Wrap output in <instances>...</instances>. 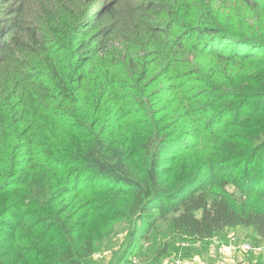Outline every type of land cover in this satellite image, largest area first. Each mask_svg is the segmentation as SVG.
Listing matches in <instances>:
<instances>
[{
	"label": "rangeland",
	"instance_id": "1",
	"mask_svg": "<svg viewBox=\"0 0 264 264\" xmlns=\"http://www.w3.org/2000/svg\"><path fill=\"white\" fill-rule=\"evenodd\" d=\"M105 1L26 0L27 22L49 39L53 58L64 72L71 71L77 58L62 39L68 37V30L57 22L63 19L76 34L94 27L93 17L110 5ZM202 1L212 4L214 15L225 27L252 37L249 50L241 48L246 52L244 60L218 63L203 52L179 47L177 29L167 40H152L134 24V0H123L112 22L114 48L122 55L140 52L143 64L131 69L122 55L112 56L111 61L101 55L87 69L81 95H77L78 117H65L73 108L71 102L65 104L48 94L39 82L28 88L30 96L24 97V104L17 98L28 89L20 88L15 97H9L1 95L6 85L0 87V251L8 252L11 259L0 264H12V260L54 264L57 245L67 250L70 244L78 247L79 239L88 238L93 247L80 260L82 264H195L214 260L208 255V244L227 242L231 235L261 246L258 254L239 255L243 264H264V240L250 227L226 228L201 242L177 235L170 228V216L161 218L156 209L150 225L138 222L123 208L131 193L121 191L115 198L114 190H101L109 185L126 189L122 183L91 172L67 151V140L86 147L92 140L100 143L101 152L108 153L106 146L110 145L116 153L139 155L151 148L152 131L161 129L173 138L160 154L161 171L172 181L222 192L215 180L226 179L233 182L224 188L237 210L264 211V172L257 176L264 160L249 152L252 143L264 138V92L257 82L264 77V14L260 18L251 15L243 0ZM67 9L73 14L68 15ZM54 24L60 34L53 35ZM95 29L98 32L99 26ZM147 49L151 54L143 57L141 50ZM30 65L40 69L37 56L31 57ZM144 71L148 74L140 81ZM0 76L5 82L15 74L4 66ZM98 95L102 103L95 109L93 100ZM19 131L34 142L32 155L23 148L26 142L16 139ZM247 176L250 181H245ZM69 190L73 191L59 198ZM73 197L80 198V204L85 202L90 211L83 208L75 214L80 205L71 207ZM24 215L34 219L29 229L16 225ZM15 236L23 243L19 248L9 242Z\"/></svg>",
	"mask_w": 264,
	"mask_h": 264
},
{
	"label": "trees",
	"instance_id": "2",
	"mask_svg": "<svg viewBox=\"0 0 264 264\" xmlns=\"http://www.w3.org/2000/svg\"><path fill=\"white\" fill-rule=\"evenodd\" d=\"M122 1L106 0L105 2H109L110 5L104 6L93 17L91 25L94 27H85L84 31L77 34L69 30V26L63 19L60 22L56 21L62 30H68V37L64 36L62 39L67 43L65 44L66 48L72 49L71 55L77 58L73 59L75 66L71 71L64 72L63 66H60L53 58L55 51L52 49L53 46L48 45L49 39L27 22L26 0H0V68L5 66L7 71H10L11 68L12 74H15L14 78L7 77L5 82H1L2 76H0V87L6 85V89L1 95L15 97L20 88L26 90L33 83L39 82L48 94H55L65 104L67 101L71 102L73 108L65 117H78L80 111L75 107L79 106L80 100L76 101V98L77 95H81L79 92L82 91L81 87L83 79L88 73L87 69L92 67L95 61H99L98 58L101 55H104L105 59L108 58V61H111L112 56L116 54L122 55L117 51V46L114 48L116 45L115 24H112L120 14L119 7L123 5ZM200 1L199 3L193 0H134L135 3L131 8L134 24L143 30V35L151 37L152 40L159 37L167 40L177 29L181 33L178 34L180 36L175 42L179 47L186 46L196 52H203L218 63L236 64L237 61L244 60L247 56L241 48L249 50V40H252V37L225 27L220 18L214 15L212 4ZM243 3L251 15L260 18L262 13L264 14V0H243ZM67 14L72 15L73 11L67 9ZM98 26L99 30L95 32V28ZM230 27H232L231 24ZM52 31L53 35L60 34L55 24L52 26ZM150 49L141 50L143 57L150 56ZM139 53L122 55L125 60L129 61L131 69H137L139 64H143V58H139ZM262 53L264 54V51ZM32 56H37L41 70L31 68L30 59ZM42 57H45V60H42ZM147 63L145 67L150 64V62ZM14 65L18 69H14ZM81 72L83 73L81 74ZM147 74L146 71L141 73L140 81L145 80ZM257 82L262 87L260 90L264 92V77L259 78ZM260 90L258 89L256 92H260ZM29 94L30 89L17 99L23 100L22 104H24L27 102ZM26 95L28 96L24 98ZM101 103L98 95V98L93 100V106L98 109L101 107ZM16 137L18 142H26L23 148L27 150L28 155H32L35 148L31 138L26 137L25 133H20V131ZM150 138L152 139L151 148H148V152L145 150L139 155L125 152L116 153V149L110 145L106 146L108 153L103 150L101 152L100 143L92 140L88 141L87 147L77 141L67 140L69 143L67 151L69 154L74 153L75 158L84 167L89 166L88 170L91 172L107 174L108 180L121 182L126 189H117V187L109 185L103 186L101 190H114L115 198L121 191L125 194L131 193V200H128L123 208L138 222L150 225L152 219L155 218L153 211L156 209L159 217L170 216L168 219L170 228L180 237L203 242L216 232L242 225L252 228L257 237L264 240V211L245 208L237 210L231 204L229 195L224 188L226 184L233 182L216 179L218 188L222 192H215V190L208 189L207 186L194 188L190 187L191 183L180 184L172 181L161 171L163 167L160 168V154L165 145L173 138L161 129L153 130ZM251 151L256 154V157H263L264 160V138L252 143L249 152ZM263 169L262 167L259 169L257 176L264 172ZM245 181H250V178L247 176ZM77 186L75 187L77 188ZM70 191L73 190L62 193L59 198L63 199L68 196ZM80 202L82 200L78 197L70 199L69 204L72 208L80 205L75 214L83 208L84 212H89L85 202L81 204ZM62 213L65 211H61L59 214ZM73 216L69 217L66 222L69 223ZM88 220L89 214L86 216V221ZM32 222H34L33 218L24 215L19 218L16 225L29 229ZM51 241L54 242V239ZM9 242H12L16 248L23 244L16 236ZM78 243L81 245L74 247L73 244H70L67 250L57 245L59 255L53 257L51 263L82 264L80 260L91 252L93 243L90 238L86 241L79 239ZM80 250L85 253L79 254ZM9 259L8 252L0 251V262ZM12 264H19V262L12 260Z\"/></svg>",
	"mask_w": 264,
	"mask_h": 264
},
{
	"label": "built area",
	"instance_id": "3",
	"mask_svg": "<svg viewBox=\"0 0 264 264\" xmlns=\"http://www.w3.org/2000/svg\"><path fill=\"white\" fill-rule=\"evenodd\" d=\"M207 247L209 257L214 260H199L195 264H243V260L239 258V255L244 253L258 254L261 249V246L257 248L251 242L246 240L239 241L232 235L227 242L221 243L214 240ZM177 264H185V262Z\"/></svg>",
	"mask_w": 264,
	"mask_h": 264
}]
</instances>
